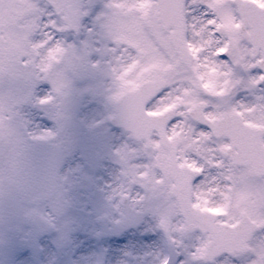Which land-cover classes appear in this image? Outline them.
<instances>
[{"label": "rangeland", "instance_id": "1", "mask_svg": "<svg viewBox=\"0 0 264 264\" xmlns=\"http://www.w3.org/2000/svg\"><path fill=\"white\" fill-rule=\"evenodd\" d=\"M44 3L40 0L39 4L44 6ZM231 7L234 9L233 5ZM12 8H16V6L10 5L9 1L4 6H0V17L5 10ZM219 11L223 18L229 15L227 9ZM194 15L193 12L191 23L196 25L200 20L194 23ZM16 17V15L10 16L12 22ZM20 18L23 21L20 25L14 23V28L19 35L17 41L14 40L11 25L0 22V29H2L0 31V45H2L3 51L9 53L8 57L3 56L0 60V82L2 80L0 83V128L5 126L6 130L20 129V132L15 130L8 135L9 143L0 144V195H3L0 197V204L6 205V210L0 208V231L4 233L1 229L8 228L9 232L3 234V239L6 240L8 246L10 245V247H0L1 260L7 261V264H95L98 259V248L92 238V233L96 230L93 219L103 212L113 218L120 217L122 212L117 197L124 190L132 192L133 200L138 203L139 207L144 206L148 215L140 228L125 234L120 240L105 241V249L108 251L110 249V254L115 258L112 264H120L117 258L122 255V252L127 254V250L121 251V249L127 248L126 243L128 242L136 248L134 255L136 258L130 264H158L164 255V238L162 231L155 229V225L161 219L167 223V235L177 245V253H181L180 259H185L186 255L194 250L195 245L206 243L208 236L198 231L193 233L185 231L184 219L177 207V202L171 196L172 180L167 175L164 178L163 173H161L165 172L169 175L165 149L161 146L160 149L152 147L151 150H148L144 147L143 142L135 141L128 133L119 129L109 132L108 126L103 124L94 131L100 132L99 142L107 145L106 147L101 145L102 152L107 153L109 157L100 154L98 162L88 159L87 165L83 166L80 158L83 153L89 154L90 152L82 144L68 145L69 131L66 130L68 126L65 125V122L68 121L69 116L60 109L59 100L51 102L47 109L48 116L33 106L34 96L40 91L37 87L35 88V85L41 79L37 64V61H41V56L33 55L36 49L33 48L32 43L33 40H39L40 35L38 33L35 36L32 35V26L35 22L26 13L20 14ZM196 26L200 30V35L195 38L194 43L199 42L206 51H211V46L206 43L207 33L203 28ZM233 31L235 30L231 29L226 33L225 39L231 38L233 40V56L236 57L235 42L239 38L232 35ZM57 39L61 40L66 47L65 37L61 33L57 34ZM239 42L244 43L245 41ZM175 59H173V63L177 64ZM25 60L27 64L24 63ZM249 60H251L250 53ZM66 62L71 65L74 63L68 59L65 53L55 62L52 73L48 75V78L58 85L70 81ZM236 65L238 68L236 73L235 70L233 71L235 74L231 82L232 88L229 99L235 105L240 101L245 107L255 104L257 106L254 113L255 118L264 120V84L259 87L252 86L250 83L252 74L248 72L247 75L246 71L240 69V61L236 62ZM181 68L176 65L173 70L170 69L168 72L169 80H175V83L173 84L174 91L165 103L179 104L178 113H183V115H177L173 123L170 124H176L179 121L183 128L181 134L174 138L181 158L187 156L193 160H199L206 167L205 177L201 178L204 183L195 189V198L199 196L201 203L206 198L209 207L226 206L238 218L242 211H246L253 218H256L260 212L258 194L264 191V182L261 178L253 177L246 171L243 185L238 189L236 187L229 189L226 186L229 182L226 179L228 175L226 168L212 167L202 159V157H211L212 153L209 149H215L220 141L212 138L207 143L201 144L193 140L196 130L201 127L190 120L186 114V108L203 94L199 93V95L194 96V92L190 93L195 82L189 84L182 80L185 78V74L190 77L191 73L185 68L182 71ZM56 73L59 74L58 78L52 76ZM46 74L47 72L44 73V75ZM186 79L188 78L186 77ZM76 85L79 91H84L88 87L87 82L76 81ZM28 91L30 93L26 98ZM85 98L88 99V102L85 104L79 123L85 122L89 126L99 115L91 117L92 113L90 112L92 108L96 109V105L90 103V94H86ZM180 101L184 103H180ZM222 101L223 99L217 98L216 101L212 102L220 106ZM95 102L102 103L103 100L98 97ZM24 111L26 112L24 113ZM95 112L102 114L104 109L98 107V111L96 109ZM13 115L17 119H14ZM56 115L58 120L55 118ZM20 124L22 128H29L30 132L28 133L31 134L36 132L37 125L40 126L41 130H60L62 132H60L59 137L51 142L53 147L59 145L56 158L51 159L52 148L50 144L40 145L36 163L32 162L31 166L24 163L20 169L16 168L15 176L20 174L21 195L19 205V198L14 187H11L13 184L10 182L8 185V180L6 188L2 189V187L6 182V176L12 174V166L7 165L10 163L7 159L13 156L8 148L14 146L12 143L14 135H16V143H19L17 136L19 133L20 143L24 140ZM88 126H86L87 129L90 128ZM104 129L105 132H103ZM25 133V138H27V132H24V135ZM0 138L5 140L7 136H0ZM155 140H159L156 135L153 137V141ZM117 147L121 149L120 155L114 154ZM60 150L61 153H59ZM92 155L90 154L88 157ZM157 156H160L161 160L166 163V168L157 165ZM65 157L68 158L64 167L55 169L57 163ZM215 157L222 158L219 152L215 153ZM76 158L78 161L75 160ZM71 159L75 161L68 163ZM49 160L52 161L53 166L48 163ZM110 161L129 163L124 165L122 171L119 166ZM48 164L50 166H47ZM225 164H227L226 159ZM147 171H150V174L142 179L140 173ZM13 180L16 181V178L14 177ZM123 186H127V188L123 189L125 188ZM4 191L8 194L4 195ZM11 206H19L20 215L14 214L13 216ZM67 219H76L89 228L75 235L67 249H61L60 237L64 233L62 225ZM89 220L92 222V226H88ZM0 237L2 238L1 235ZM250 244L253 248L264 247V230L256 231L250 240ZM99 246L103 248V245L99 244ZM236 255L240 256L239 260H235L230 255H223L211 264H249L250 260H258V257H254L251 252ZM121 264L128 263L122 260ZM186 264L210 263H204L202 260L192 261L189 257Z\"/></svg>", "mask_w": 264, "mask_h": 264}, {"label": "snow or ice", "instance_id": "2", "mask_svg": "<svg viewBox=\"0 0 264 264\" xmlns=\"http://www.w3.org/2000/svg\"><path fill=\"white\" fill-rule=\"evenodd\" d=\"M232 4L236 5L234 9ZM19 8L35 22L32 35H40V39L33 40L32 43L36 49L33 55L41 56V61H37L41 79L36 84L40 91L34 96L33 106L46 116L49 115L47 109L52 102V94L58 88L44 73L67 49L75 47L70 44L66 48L57 39V34L82 33L85 43L98 36L100 39L94 43L99 47H91L87 56L82 58V66L86 72L97 67L90 62L94 53L102 56L119 51L122 55L127 54L129 60L119 75H115L116 69L107 73L114 75V79L120 83L107 98L114 110L106 119L137 140L148 139V145L154 149H160L165 141H173L183 131L179 121L169 127L174 115H183L176 112L179 104L165 103L174 91L175 80H151L146 81V86L136 85L130 89L128 85L131 82L126 76L138 67L144 71H148V66L169 67L170 58L177 52L186 53L190 58L196 59L205 55L204 46L199 42L194 43L195 38L200 35V30L191 23L192 13L197 10L201 27L208 36L206 43L211 46V55L217 66L226 68L233 62L234 42L231 38L225 39V35L234 29L232 35L239 38L235 46L245 56L252 54V59L245 66V70L252 74L250 83L255 87L264 84V0H45L43 7H40L38 0H19ZM221 9H227L229 15L226 18L221 17ZM2 58L3 49L0 45V60ZM141 60L146 63L142 65ZM24 63L27 64V61ZM225 94L224 89L215 93L217 96ZM191 103L192 107L188 110L196 111L197 122L203 125L196 130L193 140L205 144L215 136L220 141L215 149H209L212 156L202 159L212 167L226 168V179L229 181L226 186L229 189L241 187L245 172L249 168L255 169L264 182V120L255 118L257 106L241 105L228 112L208 113L202 111L203 107H207L206 102L200 101L199 105L196 102ZM55 118L59 119L57 115ZM139 123H143V128L137 126ZM154 128L155 135L160 137L155 141L150 139ZM31 135L36 140H44L53 137L55 133L52 130H41L37 125L36 132ZM217 152L222 158L215 157ZM120 153L121 149L117 147L114 154ZM156 163L162 168L167 167L160 156L156 157ZM177 166L183 170L182 193H187L182 214L189 218L194 215L193 210L207 214L202 222L190 225L191 228L194 230L199 227L202 232H214L218 237H227L240 243L235 247L217 243L210 248L212 240L208 239L206 243L195 245L185 259H180L181 253H177L174 264H186L189 257L198 262L210 251H215L216 255H223L227 251L235 260L240 259L236 255L237 251H247L258 257V260H250L249 264H264V247L253 248L251 244L245 246V242L252 238L255 231L264 230V191L258 194L259 215L256 218H238L226 206L209 207L206 198L202 203L199 196L192 199L193 190L204 183L201 178L206 173L199 160L185 156L179 159ZM140 177H147V173H140ZM155 229L167 234L166 221L161 219ZM165 264L169 262L166 260Z\"/></svg>", "mask_w": 264, "mask_h": 264}, {"label": "water", "instance_id": "3", "mask_svg": "<svg viewBox=\"0 0 264 264\" xmlns=\"http://www.w3.org/2000/svg\"><path fill=\"white\" fill-rule=\"evenodd\" d=\"M179 53H180L181 57H182L185 61H188V59H189V55H188V54L183 53V52H179ZM165 145H166V146H169V148L171 149V146H170V143H169V142H166V141H165ZM171 150H172V149H171ZM171 166H172L173 170H174V169L176 170L175 173H176V174H179V178L177 179V182H176V187H175L174 194H176V195L179 196L180 201H181V205H182V208H183L184 204L186 203V200H185L184 197L187 196V193H182V187H183V185H182V171H183V170H179V169L176 167V165H175V157H174L173 153H172V157H171ZM193 213H194V215H193L191 218L187 217L189 226L192 225V224H195V223L198 221V219H199V216H198L199 213L195 212L194 210H193ZM138 219H139V217H137V219L134 220V223H135L134 226H136V225L138 224V222H137ZM190 227H191V226H190ZM215 236L217 237V235H215ZM217 238H218V237H217ZM222 239H223V242H222V245H223V246L233 245V241H232V240H231V243L228 244V240H230L229 238H227V237L224 238V237H223ZM217 243H219V242L216 240V241L210 246V248L213 247V246H215ZM214 255H216L215 251H210V253L208 254V257H212V256H214Z\"/></svg>", "mask_w": 264, "mask_h": 264}, {"label": "flooded vegetation", "instance_id": "4", "mask_svg": "<svg viewBox=\"0 0 264 264\" xmlns=\"http://www.w3.org/2000/svg\"><path fill=\"white\" fill-rule=\"evenodd\" d=\"M123 57L127 58V54H123ZM142 61H143V60H141L140 62H142ZM82 71L86 72V71L84 70V68H82ZM87 73H88V76H92V75H93L92 72H87Z\"/></svg>", "mask_w": 264, "mask_h": 264}]
</instances>
